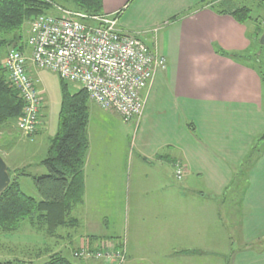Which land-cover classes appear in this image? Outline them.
I'll return each mask as SVG.
<instances>
[{"label": "crops", "instance_id": "1", "mask_svg": "<svg viewBox=\"0 0 264 264\" xmlns=\"http://www.w3.org/2000/svg\"><path fill=\"white\" fill-rule=\"evenodd\" d=\"M198 1L103 0V12L114 14L122 29L142 33L164 57L166 68L155 74L144 92V108L129 144L136 148L137 156L127 159L126 165L116 147L106 148L105 141L111 138L108 126L97 114L100 108L92 103L82 202L71 212L77 223L61 227L68 229L63 237L59 233L52 236L66 241L64 245L76 249L89 237H97L92 245L96 240L121 239L125 249L122 264H220L219 245L226 244L227 238L220 226V206L225 205L224 197L230 191L226 186L234 176L231 168L241 163L253 137L264 129V94L249 61H235L212 48L216 43L226 51L245 50L249 45L246 32L252 27L247 29L230 15L204 7L181 18L177 29L167 27L169 30L158 33L162 23ZM183 40L194 46L185 47ZM28 72L33 78L32 66ZM40 116L37 132L30 137L34 145L24 156L34 153L45 129L41 112ZM7 127L17 129L16 121L0 127V134L8 135ZM3 153L8 157L9 150L3 149ZM158 154L172 159H153ZM172 161L183 167L182 187L170 183L175 179ZM236 193L233 189L229 193L235 197L227 201L231 209L224 207L228 215L236 208L238 216L236 241L241 249L233 251L231 264H264V247L259 249L264 245L259 241L264 239V150L246 171L240 195ZM29 227L28 221H22L19 230ZM17 231L2 234L11 247L1 248L6 254H1L0 264L48 259L52 252L40 253L50 243L44 230H36L41 234ZM17 246L21 249H15ZM19 251L18 258L10 259ZM81 260L78 264H114Z\"/></svg>", "mask_w": 264, "mask_h": 264}, {"label": "trees", "instance_id": "2", "mask_svg": "<svg viewBox=\"0 0 264 264\" xmlns=\"http://www.w3.org/2000/svg\"><path fill=\"white\" fill-rule=\"evenodd\" d=\"M227 1L199 0L192 8L184 11L182 17L208 7L218 14L230 15L238 23L244 24L247 29L248 26L252 27L246 32L249 46L245 50L226 51L216 43H213L212 48L216 54L235 61H249L250 66L260 77L264 94V69L259 59V48L262 46L258 41L263 29L260 28L257 18L252 17V9L248 5L230 7L225 5ZM262 2L264 6V0ZM55 6L83 12L87 15L104 14L103 0H0V127L10 120L16 121L23 108V101L18 91L7 82L6 71L2 66V58L6 52L1 53V50L7 47L25 51L23 25L37 15L54 13ZM61 80L57 130L49 139L46 154L40 161L46 170L45 173L31 176L23 171L24 167L10 169L6 166L10 182L0 193V231L2 233L17 231L21 222L25 220L34 229L44 230L48 234H52L57 228L74 225L77 221L71 216V212L82 202L83 166L88 149L87 126L90 103L83 88L80 87L76 92H71L67 83ZM263 150L264 130L253 138L248 153L237 167L239 168V172L236 170L238 174L233 173L234 178L226 186L230 191L232 187L240 188L246 183V171L262 155ZM166 158L169 159V157ZM21 175L31 176L38 199L27 195L20 189L18 179ZM94 238L97 237H89L91 245ZM15 262L16 264H29L25 261ZM39 264L74 263L65 256L55 253ZM224 264H230L228 258Z\"/></svg>", "mask_w": 264, "mask_h": 264}, {"label": "built area", "instance_id": "3", "mask_svg": "<svg viewBox=\"0 0 264 264\" xmlns=\"http://www.w3.org/2000/svg\"><path fill=\"white\" fill-rule=\"evenodd\" d=\"M54 13L40 14L28 24L26 50L9 48L2 66L7 82L23 101L17 129L32 137L40 125L43 98L28 67L48 69L61 79L83 88L98 108L116 113L124 122L137 121L145 104L144 92L155 74L166 68L163 56L145 42L142 33L124 30L114 14L87 15L55 6ZM156 29H154L155 31ZM176 178L184 176L176 161ZM79 247L82 259L122 260L123 250L112 252L107 244Z\"/></svg>", "mask_w": 264, "mask_h": 264}, {"label": "rangeland", "instance_id": "4", "mask_svg": "<svg viewBox=\"0 0 264 264\" xmlns=\"http://www.w3.org/2000/svg\"><path fill=\"white\" fill-rule=\"evenodd\" d=\"M226 4L229 5L230 7L231 6H240L243 4L248 5L252 9V12H251L252 17L257 18V22L260 23V28L263 29V31H264V6H263L262 0H228L225 3V5ZM64 5H66V4H64ZM68 6L71 7L70 4H68ZM122 11L123 12L126 11L125 8ZM182 14H183V12L180 13L178 15V17L175 18L174 20H169V21L162 23L161 24L162 27H160L161 29L158 30L159 31L158 33H160V35L163 34L167 30H169L167 27H171V30L177 29L181 25V22H180L181 18L183 19V18L191 16V15H188V16L182 17ZM28 27H29L28 23H25L22 27V34H23L24 43H25L26 38H27ZM258 41H259V39H258ZM145 42L147 44H150V42L147 41L146 39H145ZM183 42L185 43V45H184L185 47L191 48L194 46L193 43L192 42L189 43L188 40H187V42L183 40ZM171 46H172V44H171ZM256 46H258V45H256ZM261 46L262 47L259 48L260 49L259 59H260L261 65L264 69V43L261 44ZM6 48L7 47H4L1 50V53L3 51L6 52V50L9 49V48H7V49ZM185 49L186 48H183V50H185ZM179 56H180V52H179ZM3 58H4V56H3ZM34 71H35L34 74H32L33 78L32 77L31 78L34 80L35 87L37 88L38 91H40L41 96L43 98V106L41 107L40 112L42 114V121H43L44 127H45V129H43L41 131V134H39V137L37 138L38 145H36V149H35L34 153L32 152L31 154H28L27 156L23 155L26 151H28L32 148V146L34 145L33 144L34 142L31 143L30 141L32 140V138H30L29 136L23 135L19 130L18 131H17V129L12 130V129H9L10 127L9 128L7 127V131H6L7 133L6 132L5 133L8 135L3 136L2 135L3 133L0 134V156L2 157L4 162L6 164H8L10 169L12 168V166L13 167L17 166L16 168H22L28 164L27 167H24L23 171L25 173H29L31 176L43 174L46 171L44 166L41 165L40 161L44 158V156L46 154V150H47V147L49 144L50 137L57 130L58 111H59L60 101H61V82H62L61 78L55 72H53L51 70L35 69L34 68ZM64 81L67 83L68 89L71 92H76L80 88V86L75 82H71V81H67V80H64ZM89 103H90V108H92L91 107L92 103L90 101H89ZM106 112L107 111H104L101 109L99 111H97V114L101 118L102 123L108 126L107 127L108 128L107 134L111 136L109 141H105V146L109 150H113V149H115L113 147H116L118 152H119V155L121 157L120 159H124V161H125L124 165H126L127 159H136V156H137V153L135 151L136 148L133 146V144L131 146L129 145L132 141L133 135L136 134V132H137L138 127L135 128L137 121L124 122L116 113H115L116 115L115 114L107 115ZM40 119H41V116H40L39 120ZM12 123H13L12 120L8 121V124L12 125ZM98 123H100V122L98 121ZM1 132H3V131H1ZM153 133L155 134V132H153ZM256 136L257 135H255V137ZM134 138H133V141H134ZM3 149L9 150L8 157L5 156V154L3 153ZM165 157H167V156H162V155L158 154L156 157H153V159H165ZM170 159H172V158H170ZM175 163L176 162L172 161L174 177L176 180L174 178H171L170 183H172L173 187H180V186L182 187V185L180 183V180L182 178L178 179L175 176V171H176ZM237 167L235 168V166H234L231 168V170H233L234 173L236 172V170H238V172H239V168H237ZM236 174H238V173L236 172ZM31 176H23V175L19 176L18 181H19L20 189L24 193H26L27 195L32 196L35 199H38L39 197H38V194L35 190ZM233 178H234V176H233ZM240 184H242V182L239 183V186H240ZM232 189L237 190L236 196L240 195V188H238V187L233 188L232 187ZM234 192L235 191H232V193H234ZM229 193L226 195V198L224 197V199L226 200L225 205L220 206V209H221V211H220V216H221L220 226H221L223 233L227 236L226 244L222 243L219 245V248L221 251L220 264H224L226 258H228V261L231 264L233 251H235V250L238 251L241 249V246H239L240 243L236 241L237 240V231H238V228H237L238 227V218L236 220V217H238V216L236 215V210H235L236 208H233V211L231 210L230 215H228V213L225 214V211H224V207H226L227 201L230 200V198L234 197L233 195H231L233 197H230ZM236 200L238 201L237 197H236ZM231 205L232 204L227 205L228 206L227 208L231 209ZM228 216L230 219L228 218ZM233 219H234V222L236 224H234V222L232 221ZM26 223H27V220L23 221V224H26ZM76 223H77V221L74 223V225H71V227L75 226ZM66 230H68V229L67 228L63 229L60 227V228H57L56 231L53 232L52 234L47 233L48 236H46V237L48 238V241L50 243H49V245H47V250L44 251V249H42L40 251L41 256H45L47 253H50V252H52V253H50V255L57 253V254H61V255L65 256L72 263L78 264L77 261L79 259H82V258L76 257L75 253L79 247L87 244L86 241L89 242V240L83 239L82 243H80L79 246L75 249V247L72 245H70V246L69 245L67 246V244L64 245L63 242H66V241H61L60 238L52 237L54 235H57V233H59L58 235H61L63 237L62 233L64 234V232ZM25 231H28V232L34 231L37 234H41V233L37 232L39 230L36 231L35 229H33V227H31V228L29 227V228L24 229V230L20 229L19 231H17V233L21 234V233H24ZM2 234L4 235V233H2L0 231V260H3L2 257L5 256L4 254H6V253L3 254V252H1V248L5 247V246L7 248L11 247L8 245L9 243H7L8 240L4 239ZM96 241L98 242V246H101V244H107L108 246L109 245L113 246V247L109 248L110 250L111 249L113 250L112 252H118L119 249L123 250L124 254H123L122 260L107 261L108 263H110V262H113L114 264L124 263V261H125V258H124L125 257V249H124V241L123 240L121 241V239L120 240L119 239H116V240L113 239V240L109 241V239H107V240H96ZM259 241H260V243H264V239H262V238L259 239ZM66 247L68 248L67 250H65ZM73 247H74V249H73ZM262 247H264V245H261V247H259V249ZM15 249L20 250L21 247L17 246V248H15ZM27 251L29 252L32 250L30 248H28ZM53 251H58V252H53ZM18 253H20V251L13 254V255H17V256L10 255L11 256L10 259L12 257L18 258V256H19ZM1 254H3L2 257H1ZM28 257L29 256H27V258ZM44 260L45 259H41L39 262L42 263V262H44ZM88 260H94V258L93 259L87 258L86 261H88ZM81 261H83V259ZM39 262H37V263L27 262V263L39 264Z\"/></svg>", "mask_w": 264, "mask_h": 264}, {"label": "water", "instance_id": "5", "mask_svg": "<svg viewBox=\"0 0 264 264\" xmlns=\"http://www.w3.org/2000/svg\"><path fill=\"white\" fill-rule=\"evenodd\" d=\"M259 43L263 44L264 43V31L262 32L260 38H259ZM10 182V177L8 175V172L6 170V163L0 156V193L2 190L8 185Z\"/></svg>", "mask_w": 264, "mask_h": 264}]
</instances>
